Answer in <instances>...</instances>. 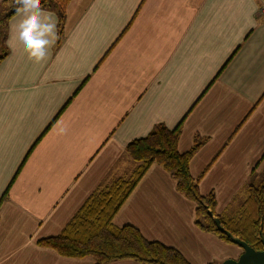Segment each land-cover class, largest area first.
Instances as JSON below:
<instances>
[{"label": "crops", "instance_id": "obj_1", "mask_svg": "<svg viewBox=\"0 0 264 264\" xmlns=\"http://www.w3.org/2000/svg\"><path fill=\"white\" fill-rule=\"evenodd\" d=\"M2 0H0L1 2ZM264 0H70L40 62L0 61V264H96L39 240L136 163L128 143L182 124L179 149L216 212L234 215L264 181ZM177 248L190 264L243 249L202 229L195 203L154 163L113 219ZM102 264H149L132 258Z\"/></svg>", "mask_w": 264, "mask_h": 264}, {"label": "trees", "instance_id": "obj_2", "mask_svg": "<svg viewBox=\"0 0 264 264\" xmlns=\"http://www.w3.org/2000/svg\"><path fill=\"white\" fill-rule=\"evenodd\" d=\"M70 0H40L41 8L53 9L59 15L60 40L63 36L66 9ZM14 0L0 2V61L8 52L6 32L8 21L16 14ZM182 124L174 128L156 124L143 137L131 140L127 151L136 163L129 175L121 176L98 189L83 203L62 232L39 240L69 257L92 256L96 264L117 259L132 258L149 264H190L175 247L146 238L134 225L116 226L113 219L140 180L154 163L163 166L176 181L177 189L195 203L196 222L204 230L230 238L217 229L211 209L220 218L221 225L232 234L260 250L264 248V181L250 184L247 197L234 215L216 212V195L202 194L199 181L190 171V160L200 144L187 151L179 149Z\"/></svg>", "mask_w": 264, "mask_h": 264}, {"label": "clouds", "instance_id": "obj_3", "mask_svg": "<svg viewBox=\"0 0 264 264\" xmlns=\"http://www.w3.org/2000/svg\"><path fill=\"white\" fill-rule=\"evenodd\" d=\"M14 4L21 19L10 22L7 45L10 50L19 47L29 59L40 62L58 38L56 20L42 10L40 0H14Z\"/></svg>", "mask_w": 264, "mask_h": 264}, {"label": "water", "instance_id": "obj_4", "mask_svg": "<svg viewBox=\"0 0 264 264\" xmlns=\"http://www.w3.org/2000/svg\"><path fill=\"white\" fill-rule=\"evenodd\" d=\"M208 214L213 218L217 229L225 233L230 238L231 242L239 245L243 249V252L238 258H228L221 264H264V248L257 250L253 246L242 240L240 237L232 234L230 231L225 229L221 225L220 218L215 215L211 209L208 210ZM261 235L264 244V235L262 233Z\"/></svg>", "mask_w": 264, "mask_h": 264}, {"label": "built area", "instance_id": "obj_5", "mask_svg": "<svg viewBox=\"0 0 264 264\" xmlns=\"http://www.w3.org/2000/svg\"><path fill=\"white\" fill-rule=\"evenodd\" d=\"M261 13L264 15V1H263V4H262V7H261Z\"/></svg>", "mask_w": 264, "mask_h": 264}, {"label": "rangeland", "instance_id": "obj_6", "mask_svg": "<svg viewBox=\"0 0 264 264\" xmlns=\"http://www.w3.org/2000/svg\"><path fill=\"white\" fill-rule=\"evenodd\" d=\"M199 189H200V186H199ZM248 189V188H247ZM201 192V191H200ZM247 197V196H246ZM245 201V200H244ZM243 204V203H242Z\"/></svg>", "mask_w": 264, "mask_h": 264}]
</instances>
